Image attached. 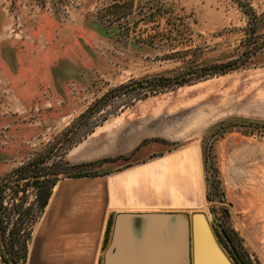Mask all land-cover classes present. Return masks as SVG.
I'll list each match as a JSON object with an SVG mask.
<instances>
[{"label":"rangeland","instance_id":"obj_1","mask_svg":"<svg viewBox=\"0 0 264 264\" xmlns=\"http://www.w3.org/2000/svg\"><path fill=\"white\" fill-rule=\"evenodd\" d=\"M214 63L233 69L206 71ZM155 96L183 129L211 110L196 130L203 209L215 235L262 264L247 234L264 219V0H0V264H23L9 230L22 219L24 237L36 190L19 169L43 159L69 170L70 146Z\"/></svg>","mask_w":264,"mask_h":264},{"label":"crops","instance_id":"obj_2","mask_svg":"<svg viewBox=\"0 0 264 264\" xmlns=\"http://www.w3.org/2000/svg\"><path fill=\"white\" fill-rule=\"evenodd\" d=\"M157 98L108 117L68 148L64 159L73 166L92 162L94 174L57 180L31 230L24 264H105L113 240V264H147L162 258L181 214L204 212L196 130L210 123L212 112L191 117L192 125L183 129L189 120ZM256 209L263 212L264 206ZM252 226L257 233L248 231L247 243L255 244L264 264V219L255 218Z\"/></svg>","mask_w":264,"mask_h":264},{"label":"trees","instance_id":"obj_3","mask_svg":"<svg viewBox=\"0 0 264 264\" xmlns=\"http://www.w3.org/2000/svg\"><path fill=\"white\" fill-rule=\"evenodd\" d=\"M228 65L229 63H214L210 65V67H207L206 71H210L211 73H215V74L216 73L225 74L233 69V68L227 69L226 67ZM201 73L202 74L199 76V78L203 77L206 72H201ZM172 81L174 84L181 86V85L187 84L189 80L188 78L186 79L183 77L180 79L177 78L176 80L173 79ZM219 132L220 131H218L217 133ZM43 163H44V160L39 159L38 161H35L24 167H21L19 169V175L16 178V180H22L26 178L24 177V175L32 176L33 178L32 184L36 190L34 201L30 204L29 208L26 209L27 213L30 215V218L28 220L30 223L27 226V232L24 235V237L21 239V235H20L21 234L20 232L22 230V225L23 223H25L22 219H20L18 223H15L13 227L9 230V239H11V248L15 246L14 242L20 243L21 257L23 260V264L25 263V260H26L27 243L31 237V230L33 228V225L35 224L37 219L40 217L45 206L47 205L48 199L52 192V188L57 182V180L61 176L78 177V176L94 174V172L90 169L94 165V163L92 162L86 163L84 165H79V166H73V165H70L68 162H65L69 170H62V171H52L50 167H46L45 165H43ZM26 172H28V174ZM217 184L219 186V182H217ZM216 188H217V185H216ZM207 199H209L208 193H207ZM1 234L3 235V238H4V236L6 235V226L3 227ZM107 234H108V231H107ZM216 236H217L219 243L223 245V247L227 246V248L229 249L227 250L228 251L227 253L235 264H253V262L250 260L247 253L243 251L242 248L239 249L236 247V245L234 244V241L232 240V238L230 237L229 233L226 230L222 229L219 235H216ZM2 255L7 261V256L4 253Z\"/></svg>","mask_w":264,"mask_h":264},{"label":"water","instance_id":"obj_4","mask_svg":"<svg viewBox=\"0 0 264 264\" xmlns=\"http://www.w3.org/2000/svg\"><path fill=\"white\" fill-rule=\"evenodd\" d=\"M180 217L181 223L172 235L174 240L165 242L162 258H148L147 264H235L219 243L205 212L194 211L190 217L182 214ZM114 246L113 240L106 252L105 264H113Z\"/></svg>","mask_w":264,"mask_h":264},{"label":"flooded vegetation","instance_id":"obj_5","mask_svg":"<svg viewBox=\"0 0 264 264\" xmlns=\"http://www.w3.org/2000/svg\"><path fill=\"white\" fill-rule=\"evenodd\" d=\"M215 232V231H214ZM217 237V236H216Z\"/></svg>","mask_w":264,"mask_h":264}]
</instances>
